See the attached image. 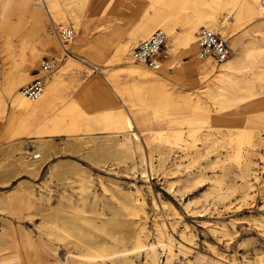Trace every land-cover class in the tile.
Listing matches in <instances>:
<instances>
[{"label": "rangeland", "instance_id": "1", "mask_svg": "<svg viewBox=\"0 0 264 264\" xmlns=\"http://www.w3.org/2000/svg\"><path fill=\"white\" fill-rule=\"evenodd\" d=\"M210 1L222 2L219 18L224 27L214 28L228 38L230 57L234 53V39L244 35L247 40L245 34L256 22L239 30L244 19H236L230 0ZM116 2L121 10L116 8L107 15L97 10L96 21L81 12V45L76 46L73 29V40L64 45L68 56H64L58 40L57 28L62 24L52 16L53 9L42 4L40 23H35L17 2H12L6 11L0 4V238L7 239L6 232L12 225L17 237L22 228L33 239L48 241V232L63 220L64 232L52 235L62 234L59 240L52 241L61 252L71 246L80 230L99 240L117 237L128 247L133 244L130 232L134 228L144 226L147 242H155L156 226L163 224L174 228V232L167 228L166 232L175 239L181 232L195 239L199 250H205L208 242L228 259L235 257L237 264H256L260 258L264 264V105H256L247 112L237 108L226 116V122L209 120L193 127L188 124L190 114L182 105L183 98L193 102L196 94L206 91L204 75L212 68L219 69L224 62L200 59L198 48L194 54H185L183 44H175L162 26L167 39L159 54V72L168 60L165 52L175 60L171 66L166 65L168 73H163L165 76L156 87L133 94L128 109L123 110L140 135L133 142V149L124 145L127 130L117 133L110 128L111 123L89 119L87 126L80 125L74 131L71 117L76 114L75 108L92 112L100 107L94 100L96 79L106 86L105 78L113 86H147L146 82L134 79L128 68L156 70L133 61L130 52L156 29L149 26L152 19L175 20V30L181 32V19L187 11L179 7L188 0ZM142 3L147 7L135 10ZM228 11L232 14L226 17ZM148 26L150 29L145 30ZM130 30H135L137 41L128 53L118 57L117 48L128 41ZM47 36L54 37L56 42L44 48ZM28 45L41 52L37 65L27 60ZM47 58L58 59L57 67L45 76L44 88L48 80H52L54 87L51 102L29 120L11 108L4 88L19 69L28 68L29 80L20 86L21 91ZM183 65H198V70L183 69ZM105 69L109 70L99 72ZM157 116L161 120L152 124L149 118ZM52 125H58L61 131L38 134ZM190 130L193 135L187 137ZM196 137L201 139L199 147L205 144L210 150H203L199 160L195 159L193 149L184 157V151H188ZM35 154L40 157L35 158ZM176 163L182 166L178 168ZM199 172L205 180L203 186L196 184ZM187 173H191L189 179ZM170 183L173 189L169 188ZM18 196L33 204L28 210L32 218L11 210L9 200ZM129 197L144 199L146 219L128 215ZM157 249L161 264H166V254L161 247ZM177 256L175 264H179ZM193 259L194 256H188L185 262ZM142 260L144 255L135 257L137 264Z\"/></svg>", "mask_w": 264, "mask_h": 264}, {"label": "bare ground", "instance_id": "2", "mask_svg": "<svg viewBox=\"0 0 264 264\" xmlns=\"http://www.w3.org/2000/svg\"><path fill=\"white\" fill-rule=\"evenodd\" d=\"M14 1L33 18L35 23H40L42 16L40 6L45 3L46 6L53 9L55 15L52 16L57 17L61 21L60 24H62V26L60 27H71L72 30H75L77 36L75 42L77 47L81 45L78 42V31L83 12L85 16H89L96 21L97 10L101 11L103 15H107V13L113 12L116 8H119V10L122 9L121 6H118L116 0H0L1 9L6 11ZM221 3V1L215 3L214 1L209 2V0H188L187 3L185 2L184 5L179 7V9L187 11L184 12L183 18L181 19L183 26L181 32L175 30V20L172 21L170 18L171 22L165 18L159 21L152 19V24L149 26H151V28L153 27V29L156 27L155 30L162 29L160 27L163 26L175 44L179 42L183 44L185 54H194L198 48L199 57L200 52L197 43V33L199 29L205 27L215 30L214 27H216V25H222L224 27V21L222 22V19L220 20L219 18ZM228 3L233 5L237 17L236 19H244L240 25L241 27L238 28L239 30L246 25L253 24L254 22L256 23L253 28L245 34L248 38L247 40L243 39V37H245L244 35L243 37L241 36L234 39L233 55L223 61L224 63L219 69L214 70L212 68L210 73L204 75L206 82L205 86L207 87L206 91L196 94V98L193 102L187 97L183 98L182 105L190 114L187 122L191 127L201 123H207L209 120L223 123L227 121L228 117L226 116H230V111L232 110L242 108L244 112H247L256 105H264L263 0H230ZM73 7H76V9H73ZM146 7L147 4L142 3L137 5L135 10L142 11ZM47 11L50 12L48 8ZM231 14L232 12L228 11L226 17H229ZM149 26L144 29L147 30ZM153 32L142 40L147 39ZM223 37L225 36L223 35ZM137 38L138 36L135 34V30H130L128 41L119 44L116 56L121 57L128 53L132 44L137 41ZM58 40L59 42L61 41L59 37ZM55 42L54 37L47 36L43 47H52L55 45ZM60 44L62 51H68L65 48L66 45L64 46L61 42ZM26 47H28L27 52H30V54L26 53L28 55V62L37 65L41 52L33 45H28ZM164 54L165 58L168 60L163 63L164 67L162 66L163 68H161L160 72L159 70L151 72L142 68H128L129 74H131L134 79L146 82L147 86L139 87L135 84L123 83H114L113 86V84L105 78L106 84L108 85L106 86L96 79L97 86L94 100L97 104H100V107L92 112L82 108H75L74 112L76 114L71 117L74 131L78 130L80 125L87 126L86 123L89 119H94L97 122L104 121L105 123H111L112 127L110 128L118 130L117 133H120L121 129L127 130L128 134H124L126 135L124 145L132 148L133 142L138 141L140 135L134 131L131 117L127 116L123 110L128 109V102L133 94L139 90L146 91L148 87H156L158 81L164 78L165 74L168 73L166 65L171 66L175 59H170V54L168 52ZM6 55L7 54H5V56ZM103 55H105V53H103ZM70 58L74 60L73 57L70 56ZM202 59L216 63L211 58ZM178 62H180V57H178ZM182 68H189L194 72L198 70V65H183ZM27 69L28 68H21L17 71L16 75L7 82L4 93L10 101L11 108L24 114L27 119L31 120L36 118L41 110L51 102V92H53L54 87L52 80H48L43 93L38 99L30 100L26 98L19 88L29 80ZM107 70L109 69L103 71L99 70V72L103 74L104 71ZM246 71H249L251 75L248 76ZM163 73L165 74L163 75ZM233 113L234 112L231 114ZM160 120L161 118L159 116L149 118L152 124ZM114 123H118V125ZM60 131L58 125H52L51 129L40 131L38 134H55ZM191 131L192 130L187 133V137L193 135ZM199 141H201V139L196 137L193 143L188 145V151H184V153H186L184 157H187L190 154L189 151L193 149L192 152L194 151L195 159L199 160L204 154L203 150L207 149V152L210 150L208 148L209 146L205 144L199 147ZM167 142L172 143L170 140ZM135 147H139V145ZM34 157L38 158L40 154H35ZM145 160L146 158H144V161ZM176 164L178 168L182 166V163ZM196 164H198V162ZM190 175L191 173H187L186 179H189ZM195 180L198 186L204 185L205 180L202 172L198 173ZM169 188L173 189V183L169 184ZM129 201L131 206L127 208L128 215L133 218L146 219L147 215L144 211L146 202L144 199L129 197ZM9 202L11 210L14 213L18 215L26 213L29 218L33 217V215L28 212V210L33 207V204L29 200L22 196H18L12 197ZM154 204L157 205L156 202H154ZM187 206H190V204H187ZM170 207L178 217H181L173 205H170ZM186 208L189 209L188 207ZM86 222L87 221L84 220V223ZM62 223L63 220L61 224H54L48 232V241H44L40 237L33 239L27 232L22 230V228H20V237H17L13 226L10 225L6 232L7 239L0 238V264H137L135 257H140L141 255H144V260H142L140 264H161L157 249L159 247H161V250L166 254V264H175V259H178L176 254L180 257L179 264H237L235 257L228 259L227 255L220 252L217 246L208 242H206L205 250H199L195 239L189 237L184 232L179 233V237L175 239L166 232V228L173 232L174 228H170L171 226L166 227L163 224L156 226L155 242H147L148 235L144 226L140 229L134 228L130 232L133 238V244L128 247L117 237L107 236L99 240L93 235L85 236L83 231L80 230V234L76 236L75 239L71 240V246L68 247L65 252H61L57 246L53 245L52 241L54 239L59 240L62 234L57 237H53L52 235H54V232L58 234L64 232V227L62 226L64 223ZM74 225H76V222ZM176 251H178V253H176ZM188 256H194V259L189 263L185 262ZM256 264H262V258H260L259 262L257 261Z\"/></svg>", "mask_w": 264, "mask_h": 264}, {"label": "built area", "instance_id": "3", "mask_svg": "<svg viewBox=\"0 0 264 264\" xmlns=\"http://www.w3.org/2000/svg\"><path fill=\"white\" fill-rule=\"evenodd\" d=\"M264 3V0H263ZM61 43L66 45L73 40L74 31L71 28H57ZM167 39L165 31L155 30L147 39L138 42L131 50L130 57L133 61L146 65L154 70L160 69L159 54ZM199 45V57L202 59L211 58L216 63H222L230 55L228 38L223 37L213 29L201 27L197 34ZM64 56L68 55L63 51ZM57 67L56 58L43 59L40 68L37 70L36 77L21 88L22 94L30 99H38L44 90L45 76Z\"/></svg>", "mask_w": 264, "mask_h": 264}, {"label": "crops", "instance_id": "4", "mask_svg": "<svg viewBox=\"0 0 264 264\" xmlns=\"http://www.w3.org/2000/svg\"><path fill=\"white\" fill-rule=\"evenodd\" d=\"M37 74V73H36ZM35 77H36V75H35Z\"/></svg>", "mask_w": 264, "mask_h": 264}]
</instances>
